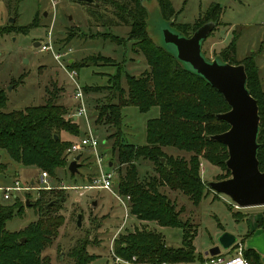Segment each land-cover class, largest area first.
<instances>
[{
	"label": "rangeland",
	"instance_id": "1",
	"mask_svg": "<svg viewBox=\"0 0 264 264\" xmlns=\"http://www.w3.org/2000/svg\"><path fill=\"white\" fill-rule=\"evenodd\" d=\"M96 1L100 3L99 12H93L88 6L90 4L77 0H0V27L14 26L11 31L0 34V85L6 95V104L1 109L3 112L40 105L54 96L56 102L66 108L65 117L71 120L76 106L75 83L59 63L60 61L67 65L69 58H75L77 62L88 56L98 55L110 59L108 60L110 63L98 59L96 64L77 70L76 80L82 88L105 86L108 77L115 74L118 69L123 75L140 74L148 69L144 52L139 46H132L130 40L118 44L111 39L113 35L126 38L129 32V25L114 15L115 9L111 5L114 0ZM170 2L174 14L170 20H166L160 13L157 0L143 1L148 14V34L156 45L175 54L174 47L163 42L161 29L169 26L170 21H174L175 25H179L190 36L203 22L202 15L206 9L212 3H218L221 8L218 23L204 40L203 53L208 59H213L228 48L233 34H236L235 59L241 61L254 54L261 81L260 91L264 94V0H170ZM104 18H112V23L115 25H104ZM11 19L14 21L10 22ZM32 23L36 25L30 27ZM48 33L51 35L55 51L62 53L68 48L71 49V52L59 61L50 51H40L34 46V42L46 40ZM68 34H71V38L65 41ZM124 82L122 79V84L125 86ZM105 94L103 89L90 90L87 93L83 89L90 130L98 140L97 153L102 158L101 168L104 172L114 173L112 192L92 188L86 190L82 196H78L77 191L66 190L68 198L60 210L64 222L58 230L57 237L42 252V256H47L51 264H69L70 248L76 242L83 240L87 242V252L95 256L89 264H112L110 245L117 236L115 233L118 230L119 233L126 234L148 227L162 234L167 247L181 245L183 234L181 227L160 226L155 222L140 220L129 213L126 198L120 196L122 203L127 206L126 211L116 198L118 164L116 154L112 151L113 138H107L115 128L106 123L96 124L92 116V111L107 102ZM261 107L264 108V98ZM158 115L157 106L151 107L146 112L132 105L123 106L119 129L124 141L136 146L144 145L146 121ZM75 123L79 128V134L64 130L60 132L61 139L65 142L78 141L88 132L82 117L76 118ZM166 152L174 156L186 153L173 147H166ZM77 154L79 153H66V159L70 162ZM0 155L1 162L5 164L4 170L0 172V186L11 184L15 178L22 183H28L33 178L37 184L43 185L38 181L41 170L33 165L24 166L13 161L4 150H0ZM78 162L81 165L74 178L68 173L67 166L58 168L55 175L49 174L47 184L50 187L83 185L99 173L96 156L90 149L86 148L82 151ZM136 168L141 177L154 174L153 165L148 160L140 158L136 162ZM200 173L202 180L206 182L216 181L228 175L224 168L211 165L205 160L200 162ZM39 187L24 192L21 199H28L32 204L38 192L43 189ZM206 190L208 193L198 205H193L181 192H172L168 189L162 192L174 202L176 210L182 209L180 218L188 222L190 227L193 225L195 228L196 234L193 239L195 254L205 255L210 247L217 244L222 232L233 234L237 240L228 249L222 248L220 253L229 256L235 252V247L239 246L241 249L243 247L244 254L245 244L243 245L242 241L246 243L245 239L253 235L257 228V225L253 224L254 215L259 216V221L262 219L264 222V205L236 209L228 196L216 193L209 187H206ZM78 216H80L79 226ZM37 218V210L25 205L21 215H15L7 220L5 226L9 231H19ZM262 235H264L263 229L260 230V234H254L253 240L262 242L264 240ZM174 264H199V262L194 259L190 262Z\"/></svg>",
	"mask_w": 264,
	"mask_h": 264
},
{
	"label": "trees",
	"instance_id": "2",
	"mask_svg": "<svg viewBox=\"0 0 264 264\" xmlns=\"http://www.w3.org/2000/svg\"><path fill=\"white\" fill-rule=\"evenodd\" d=\"M157 3L162 17L170 20L174 14L170 0H157ZM111 5L115 9L114 15L129 25L126 38L113 35L111 39L118 44L130 40L132 46H139L144 52L148 69L134 75H123L118 69L108 77L105 86H85L83 89L86 93L100 89L106 92L107 102L92 111V116L96 124L106 123L115 128L107 138H113L112 151L116 154L118 164L115 186L118 194L129 197V213L140 220L155 222L160 226H179L183 231L179 247H167L162 234L148 227L126 234L120 232L113 239V249L123 258L136 255L139 261L150 264H174L194 259L200 262L205 255L194 252L195 228L180 218L182 209L176 210L174 202L162 190L181 192L193 205H198L208 193V186L200 173L201 160L227 170L228 175L217 180L230 176L225 165L228 158L226 146L211 139L212 135L228 129V124L216 115L226 112L229 106L224 97L204 78L184 67L172 53L153 42L147 31V9L141 0H114ZM88 6L93 12H99V5ZM220 9L218 3H212L203 13V22L198 27L208 21H214L217 25ZM112 21V18H104L103 23L115 25ZM35 25L36 23H32L30 27ZM170 25L189 36L174 21ZM9 26L11 27H0V34L11 31L14 27ZM70 38L71 34H68L65 41ZM236 39V34H233L228 48L217 56L223 61L244 65L247 88L258 105L257 160L259 169L264 171V108L261 107L264 94L260 91L259 70L254 54L241 61L235 59ZM98 59H104L106 63L110 60L100 55L88 56L78 62L75 59L68 62L67 67L77 71L96 64ZM5 104L6 95L0 85V150L6 151L13 161L24 166L33 165L48 175H55L58 168L67 167L69 161L66 159V149L71 142L62 140L60 132L64 130L79 134L74 116L68 120L65 117L66 108L56 102L54 96L43 104L30 105L23 110L3 112L1 109ZM128 105L135 106L142 112L153 106L159 108V115L146 121L144 145L136 146L122 138L119 129L120 113L121 108ZM166 147L186 153L174 156L166 152ZM79 154L81 157L82 152ZM140 158L152 163L154 174L146 177L139 175L136 162ZM4 168L0 155V172ZM68 173L74 178L75 174L69 170ZM67 198L66 189H41L30 204V207L37 210V220L19 231H9L5 225L7 220L21 215L26 200H22L20 196L12 197L7 202L0 200V264H51L47 256H42V252L58 235L64 222L60 210ZM262 222L261 219L259 226L264 228ZM22 238L23 241H20ZM68 254L71 257L69 264H89L95 257L87 252L85 240L76 242ZM244 257L248 264H263L260 256L252 249H246Z\"/></svg>",
	"mask_w": 264,
	"mask_h": 264
},
{
	"label": "water",
	"instance_id": "3",
	"mask_svg": "<svg viewBox=\"0 0 264 264\" xmlns=\"http://www.w3.org/2000/svg\"><path fill=\"white\" fill-rule=\"evenodd\" d=\"M82 1L89 4L95 3V0ZM141 1L143 3L144 0ZM13 21V19L10 20V22ZM170 23L169 26L161 29L163 42L173 46L174 57L184 67L204 78L224 97L229 106L226 112L216 115L217 118L228 124V129L212 135L211 139L226 146L228 158L225 165L230 171V176L206 182V185L214 192L228 196L238 207L263 206L264 171L259 169L257 160L259 148L257 141L259 133L258 105L247 88L244 65L223 61L218 56L213 59H208L205 56L202 44L214 28V21L202 24L188 37L171 27ZM39 43L38 41L34 42V46L38 47ZM79 159L80 154H77L69 162L70 173H77L78 167L81 165L78 162ZM25 205H30L28 199H26ZM77 225H80V216H78ZM236 240L237 238L233 234L222 232L217 239V244L210 247L205 255L218 254L222 248L231 247ZM20 241H23V238Z\"/></svg>",
	"mask_w": 264,
	"mask_h": 264
},
{
	"label": "built area",
	"instance_id": "4",
	"mask_svg": "<svg viewBox=\"0 0 264 264\" xmlns=\"http://www.w3.org/2000/svg\"><path fill=\"white\" fill-rule=\"evenodd\" d=\"M38 49L40 51H50L54 58L59 61L60 58H63L65 55L71 52V49L68 48L66 51L57 52L53 49L52 39L50 33H48L46 40L41 41L39 43ZM62 68H65L68 76L74 81L75 83V90H74V98L76 100L75 106V114L73 115L74 118L82 117L85 120L88 132L82 136L78 141L72 142L69 147L66 149L67 154L71 153H79L84 151L86 148L90 149L96 156V163L99 168V173L97 176L93 177L90 182L83 184V185H72V186H64L62 185L60 188L66 190H74L77 191L78 196H82L86 190L92 188H100L105 189L112 192L113 186V177L114 173L112 171L104 172L101 168L102 165V158L97 153L98 148V140L92 134L89 125V117H88V109L85 103L84 95H83V88L77 83L76 75L77 71L75 69H68L67 65L62 64L59 61ZM48 174L45 171L40 172L39 183L36 185L33 181H29L28 183H22L18 178H15L13 182L9 185L0 186V200L2 201H9L12 197L20 196L31 189H39L41 186L42 188H50L47 184ZM39 187V188H37ZM116 198L122 203V198L119 194H116ZM128 200V196L125 197ZM123 204V203H122ZM125 211L127 210V206L124 205ZM233 207L238 209L239 207L233 202ZM117 235V234H115ZM114 239V238H113ZM235 244V243H234ZM241 244V243H240ZM242 245V244H241ZM221 252V251H220ZM215 255H205L203 259L199 262V264H248V261L245 259L243 254V247L242 249L238 246L235 247V252L229 256L222 255L221 253ZM110 255L112 258V264H146L145 262L139 261L136 256L132 255L130 258H123L117 255L113 249V240L111 241L110 245ZM158 264H168L166 262H161Z\"/></svg>",
	"mask_w": 264,
	"mask_h": 264
},
{
	"label": "crops",
	"instance_id": "5",
	"mask_svg": "<svg viewBox=\"0 0 264 264\" xmlns=\"http://www.w3.org/2000/svg\"><path fill=\"white\" fill-rule=\"evenodd\" d=\"M75 58H69L68 61L71 62L72 60H74ZM75 119V118H74ZM78 172V171H77ZM40 174L38 175V178H39ZM33 181L34 183H36V180H34L33 178H31L30 182ZM40 182V180H38ZM37 184V183H36ZM119 196H122V195H119ZM124 197V196H123ZM125 198V197H124ZM94 203V202H93ZM259 216H253L254 218V221H253V224H255V226L257 225V228L254 230V234L255 235H258L260 234V230H264L263 227L259 226ZM120 230H118L115 234H118ZM250 234V232L248 233V235ZM254 234L251 235L250 237H248L246 240V243L248 241V245H246L245 241H242V244L244 246V251L246 249H252L254 250L261 258V262L264 264V240H262V242H258L256 240H253L254 238ZM264 237V235H262ZM250 245V246H249Z\"/></svg>",
	"mask_w": 264,
	"mask_h": 264
},
{
	"label": "flooded vegetation",
	"instance_id": "6",
	"mask_svg": "<svg viewBox=\"0 0 264 264\" xmlns=\"http://www.w3.org/2000/svg\"><path fill=\"white\" fill-rule=\"evenodd\" d=\"M77 1H80V2H85V1H82V0H77ZM92 4H95V5H99V2H97L96 0H95V3H92ZM38 42H41V41H38Z\"/></svg>",
	"mask_w": 264,
	"mask_h": 264
}]
</instances>
